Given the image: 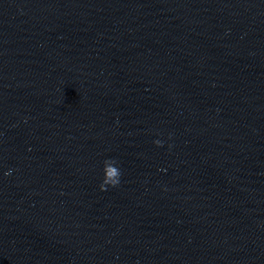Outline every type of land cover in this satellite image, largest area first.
I'll return each mask as SVG.
<instances>
[{"label": "clouds", "instance_id": "9594fccd", "mask_svg": "<svg viewBox=\"0 0 264 264\" xmlns=\"http://www.w3.org/2000/svg\"><path fill=\"white\" fill-rule=\"evenodd\" d=\"M155 143L159 146L161 142L156 141ZM117 165L118 162L113 159L104 161V168H103L104 176L100 184L101 191L107 190L108 186L116 187L119 185L121 171Z\"/></svg>", "mask_w": 264, "mask_h": 264}]
</instances>
